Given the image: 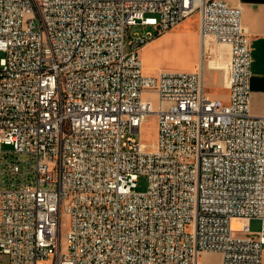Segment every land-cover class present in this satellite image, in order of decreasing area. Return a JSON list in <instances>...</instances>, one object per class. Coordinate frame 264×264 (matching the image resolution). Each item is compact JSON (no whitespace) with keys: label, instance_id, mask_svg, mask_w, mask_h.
Listing matches in <instances>:
<instances>
[{"label":"built area","instance_id":"built-area-1","mask_svg":"<svg viewBox=\"0 0 264 264\" xmlns=\"http://www.w3.org/2000/svg\"><path fill=\"white\" fill-rule=\"evenodd\" d=\"M196 12L204 42L230 45L228 100L206 91L205 48L196 70L145 72L142 48ZM242 13L226 0H0V264H203L205 251L264 264V115Z\"/></svg>","mask_w":264,"mask_h":264},{"label":"crops","instance_id":"crops-1","mask_svg":"<svg viewBox=\"0 0 264 264\" xmlns=\"http://www.w3.org/2000/svg\"><path fill=\"white\" fill-rule=\"evenodd\" d=\"M226 1L242 7L243 25L250 37L251 45V111L256 115H264V0ZM190 19L191 17L186 18L171 30L151 40L142 48L141 53L143 54L149 46L156 44L164 36L167 37L174 33L180 34L182 41L187 45L189 43L192 44L196 51V59L191 65L192 70H196L201 64L203 48L207 52V57L204 61L205 87L210 86L212 90L209 93L207 92L208 95L212 98L228 100L230 90L228 88L227 70L230 69V45L213 41L211 40L213 37H210L208 39V47L203 42L199 18L192 16L194 22L189 27L188 22ZM148 74L156 75L158 73Z\"/></svg>","mask_w":264,"mask_h":264},{"label":"rangeland","instance_id":"rangeland-1","mask_svg":"<svg viewBox=\"0 0 264 264\" xmlns=\"http://www.w3.org/2000/svg\"><path fill=\"white\" fill-rule=\"evenodd\" d=\"M192 16L199 18V12L194 13ZM189 20L188 26L193 25L194 20ZM152 27H148L150 30ZM143 31L142 26H133L132 31ZM215 41V39H211ZM209 47V45H208ZM203 48V47H202ZM204 52V50H203ZM209 55V54H208ZM5 56V51L0 50V60ZM141 58L144 62L145 72L148 73H160L163 70L167 71H191V65L196 59V51L192 44H186L182 41V36L180 34H171L167 37H162L156 44H153L147 48L143 54L141 53ZM228 71V80L229 73ZM207 92L212 91L210 86L206 87ZM155 103L157 104V97L155 94L150 95ZM158 136V123L157 116L155 114L150 115L143 125V131L141 133V138L144 142L151 144L156 141ZM5 150H12V145H4ZM148 187V175L141 174L138 180V191H146ZM245 221L243 219L234 218L233 228L240 229L244 225ZM250 226L253 232H258L262 228V221L260 219H252ZM68 230V217L64 218L63 235L64 241L66 239V234ZM7 260V257H3ZM200 260L203 264H221L222 253L219 251H205L201 253Z\"/></svg>","mask_w":264,"mask_h":264},{"label":"bare ground","instance_id":"bare-ground-1","mask_svg":"<svg viewBox=\"0 0 264 264\" xmlns=\"http://www.w3.org/2000/svg\"><path fill=\"white\" fill-rule=\"evenodd\" d=\"M209 38H210V37H207V38H206V41H205V42L203 41L204 43H206L207 46L209 45V44H208V39H209ZM203 47H204V46H203ZM205 47H206V46H205ZM202 53L204 54V52H202Z\"/></svg>","mask_w":264,"mask_h":264}]
</instances>
